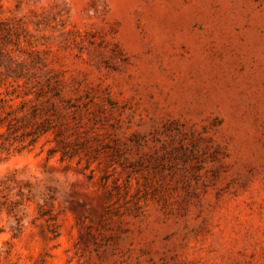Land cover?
Segmentation results:
<instances>
[{
	"label": "rangeland",
	"instance_id": "obj_1",
	"mask_svg": "<svg viewBox=\"0 0 264 264\" xmlns=\"http://www.w3.org/2000/svg\"><path fill=\"white\" fill-rule=\"evenodd\" d=\"M0 264H264V0H0Z\"/></svg>",
	"mask_w": 264,
	"mask_h": 264
}]
</instances>
